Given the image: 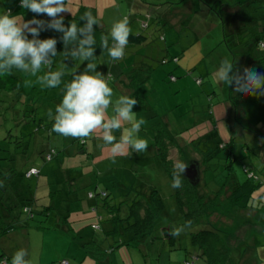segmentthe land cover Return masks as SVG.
Instances as JSON below:
<instances>
[{
  "label": "rangeland",
  "instance_id": "rangeland-1",
  "mask_svg": "<svg viewBox=\"0 0 264 264\" xmlns=\"http://www.w3.org/2000/svg\"><path fill=\"white\" fill-rule=\"evenodd\" d=\"M234 1L241 0H194V4H197L195 7L193 6L192 10L188 7L189 3L192 7L191 2L188 0H144V2L142 0H70L68 4L70 11L75 10L79 5L88 3L96 6L98 14L103 17L106 35L109 34L114 22L127 17L132 32L136 31L135 34H142L147 38L145 44L140 47H126L124 57L114 64L111 63L113 60L109 57L107 50H103L95 58L96 71L105 77L110 73L113 81L109 83V86L114 87L116 86L114 81L117 79L118 68L123 72H127L134 61L140 60L141 56L144 57L146 63L154 69L146 84L140 86V88L143 86L141 90L144 91L147 97L149 102L147 105L152 109L149 112L146 106L140 107L138 112L135 113L137 119L143 118L146 121L140 129L141 139H146L148 144L152 143L153 121L168 126L164 125V128L167 129L165 131L175 141L180 152V154L170 152L169 157L172 159V166L177 160L185 164L191 161L200 162L201 180L196 188L203 189L211 194L217 192L216 195L227 186L229 189L234 181L243 182L247 178L244 165H247L248 162H244L239 158V147L242 144L250 143L249 146L253 148V153H248V158L257 160L255 155L258 154L259 150L256 146L258 141L264 138L260 137L259 140L254 138L251 133L239 129L233 121V114L229 117L227 111H225V117H217L215 122L210 120L212 117L209 114V109L213 107L212 105L223 103V82L218 80L215 72L217 73L223 60V53L225 55L226 52L224 44L219 46L220 44L217 45L215 42L216 37H218V40L222 37L219 28L215 27L213 29L212 23L218 22L217 11L220 10V5H230ZM1 2L0 0V4ZM3 2L9 6L10 11L16 16L21 14L28 20L35 18L47 21L46 15H36L27 9H16V0H4ZM167 8L169 10L174 8L171 12L173 22H167V26L164 27L162 25L155 26L149 22L147 28H139V24L145 21V14L148 11L156 14L158 10H160L159 13H162ZM222 10L224 14V9ZM66 14L67 12L62 13L63 19ZM57 33L55 30L41 31L39 38L57 39ZM159 35H162L163 40L159 38ZM110 41L111 38L109 37V45ZM216 45L220 48L216 49ZM56 47L58 55L52 58L55 71L61 67V60H63V56L59 54L63 51L58 49V44ZM166 47L170 50L169 54L171 56L176 55L178 57L177 62H173L171 57L166 55ZM260 52L264 53V46L260 49ZM56 57L62 59H57L56 62ZM162 60H164V63L161 62ZM87 63V61L76 60L74 62L68 60L66 62L68 67L65 72H83ZM193 67L195 69H191ZM188 68H190L189 71H187ZM48 70V66H43L38 75H42ZM12 72L21 79V87L18 90H0V171H3L2 174L6 175L8 171H22L31 165L38 167L44 165L45 162L42 160L41 154L48 148H54L59 153L58 157H55L50 163H46L47 166H56V163L59 166L62 159H64L63 168L70 171H80V162L77 155L84 154L83 150L79 148L76 139L52 132L53 121L48 118V110L52 109L54 113L55 107L61 102L62 91L59 88H43L36 82V77L17 69H13ZM169 76H174L175 81L170 82L168 80ZM199 78H201L200 84L196 82ZM214 89H216L215 98L212 97ZM113 93L112 100L115 103L120 95L114 89ZM133 111L135 112V110ZM157 111L160 113L158 114ZM149 113L154 120L149 118ZM229 125L232 132H229ZM127 126L125 125V127ZM119 131L121 130L114 132L113 135L118 137ZM262 132H264V128ZM232 136L234 139H232ZM219 144H222L223 148H218ZM67 147H70L69 152ZM88 148L89 139L87 138L86 154L91 153ZM151 148L148 145V149L139 155L129 150L126 154H118L116 159L114 158L112 161L115 165L107 166L102 162L95 163L91 167L89 175L94 180L99 176L101 177L102 181L98 179L99 189L97 191L93 189L94 183L93 185L85 184L83 181L84 176L76 179V186L79 192V194L77 193L78 200L84 198L89 190L92 193L105 191L108 194L107 201L109 203L125 199L128 194H131L130 196L137 194L139 197H146L150 189L156 188L165 204V212L163 211L162 218L155 224L152 233L154 238H147V240H144L145 242L139 243L138 248L132 247L131 250L138 251L134 252L136 256L137 253L140 254L139 249L143 253L150 251L154 255V261L157 262L163 244L168 243V238L165 236L166 229L170 233L173 228L184 225V221L181 220L172 200L173 181L167 177L168 175L163 169L158 167V161L154 159V156H150L152 153ZM229 152L237 156L232 160L231 171L227 167L231 159ZM112 167H117V170L114 171ZM1 180H4V178L2 177ZM111 182L118 184V188L116 189ZM8 183L9 181L5 182L6 186ZM54 196L55 192L50 196L48 194L54 205L59 204L64 208L65 205L60 203L58 198L54 199ZM54 200L57 203H54ZM44 202L48 203L49 200L46 199ZM17 203L18 205L19 203L23 204L24 201H18ZM99 203L98 200L96 211L91 210L93 207H87L81 209L83 212L78 209L80 213L76 212V214L70 216L65 214L66 219L70 222V231L75 233L77 230H83L85 233H93L92 236L97 237L99 242L103 243L102 238H99V236L103 235V230L109 229L110 224L107 223L108 221L97 220V214H101L103 210L99 208ZM73 206H76V202ZM15 212L18 214L19 209L17 208ZM50 212L52 214L49 215L47 220L46 217L40 214L36 215L37 224L45 226L47 230L29 228L27 234L21 232L16 234L12 240H9V242L15 243L12 247L11 257L17 250L24 249L28 245L29 252H31L30 264H59L63 260L82 264L83 254H79L78 251V254L75 252L74 239L68 235L59 236V234H56L59 233L58 228H63L65 216L56 215V209ZM77 214L82 215L83 218H80ZM90 217L91 219H89ZM89 220L99 224L102 227L101 230H93L94 222L89 223ZM210 228L220 230L217 226L211 224V218L208 220L204 217L199 222L190 225L180 236L175 237V250L170 253L165 246L160 256V264H184L183 259L179 260V258L181 254L187 256L184 251L185 246L191 247H189V234ZM54 233L58 235L57 239L59 240L57 243L51 244ZM26 238H28L27 241ZM43 241L44 249L41 245ZM150 241L155 246L150 245L149 249L143 246L148 245ZM48 247H52L54 251H50L47 249ZM191 252L190 254H192ZM170 254L171 258H169ZM145 257L151 260L150 254L146 253ZM134 262L135 264L144 263L142 257L134 259ZM194 263L205 264L200 258L195 260Z\"/></svg>",
  "mask_w": 264,
  "mask_h": 264
},
{
  "label": "trees",
  "instance_id": "trees-1",
  "mask_svg": "<svg viewBox=\"0 0 264 264\" xmlns=\"http://www.w3.org/2000/svg\"><path fill=\"white\" fill-rule=\"evenodd\" d=\"M220 6L218 15L223 24L224 42L231 54L233 67H236V70H242L245 67L253 68L257 72L264 74V53L260 52V49L264 46V0H241L234 1L230 5L221 4ZM16 8H21L20 0H16ZM222 9H224V14ZM6 11H10V9H6ZM86 11H91L93 16L97 18L92 7L79 5L73 14L64 17L65 26L70 25L71 22L76 23L78 26H83L84 21L80 20V17ZM10 12L12 14V11ZM49 19L47 18V21ZM93 35L96 41L94 45L95 58H97L102 52L101 36L106 35V30L99 20L98 26H94ZM61 36L62 33L58 32L57 44L58 49L64 51L63 43L60 40ZM29 37L30 39L32 38L31 36ZM159 38L163 40L162 35H159ZM146 41L147 38L144 35L132 33L129 36V43L126 47H140ZM171 60L173 62L178 61L177 58ZM115 62L112 61L113 64ZM161 62L164 63V60ZM153 69L151 65L144 62L135 65L126 75L124 80L126 87L130 90H136L149 79ZM71 78V73L65 72L62 84L58 88L62 90L63 83L70 81ZM105 78L108 79V83L113 81L110 73ZM168 79L174 80L175 78L174 76H169ZM196 81L201 83V79ZM20 87L21 79L13 72L10 75L0 76V90H18ZM132 97L138 101L136 105L141 104L142 100L136 94ZM228 102L233 110L234 123L239 129L251 133L254 138L259 140L261 139L260 137H264V132H262L264 128H262L264 126V96L242 95L235 92L233 88L228 87ZM154 128L153 146L157 152L156 156L165 168L167 175L173 179L172 159L169 155L171 150L177 145L159 124H156ZM36 130L38 131V129ZM232 139H234L233 136ZM85 142L86 140L76 139V143L84 154H86ZM261 147H264V138L258 141L256 146L258 150L262 149ZM218 148H223V145L219 144ZM250 150L253 153V148L250 147L249 152ZM58 153L56 149L48 148L41 154L42 160L48 163L57 157ZM229 153L231 159L227 167L231 171L232 160L237 156L232 154V152ZM239 158L242 161L244 160V162H248L247 165H244L247 178L243 182H234L231 186L229 185V189L233 188V191L232 189L230 190L229 198L224 205L226 210L232 207H236L239 210L246 205L247 201L254 199V194L259 196V192L256 190L261 185V175L252 164L254 159L248 158V154L244 153L240 154ZM29 167H27L26 171L24 169L25 172L23 170L8 171L6 175H3V171H0V179L4 178V180L0 181V264H5V262L6 264H11L13 246H10L11 250L6 251L2 246V242L4 240L7 241L6 236L12 230L20 228L26 234L29 228L47 230L45 226L37 224L36 215L40 214L46 217L47 220L51 206H36L34 204L31 197L30 183L27 181L32 177H38L40 170ZM31 170L36 173L28 174ZM181 180L182 186L175 188L174 196L178 204L180 218L184 221V224L190 222V225H193L204 217L210 220L212 217L224 215V209H221V213H219V206L222 202L221 194L225 192L228 186L223 188L218 195L215 194L217 192H213L214 194L210 196L203 189L196 188L199 182L196 186H193L183 176H181ZM6 181H9L7 186L5 184ZM107 196L108 194L105 191H100L99 193L90 192L88 194L89 199L98 197L97 201H100V206L104 210H102L101 214H97V220L108 221L107 223L110 224V229L103 230L105 235L108 236V240H110L109 248L106 249L107 254L112 253L119 246L138 247L139 243L144 242L147 238H154L152 233L155 224L165 210L164 202L156 188L150 189L146 197H137V194H132L131 198L126 197L114 203H109ZM18 201H24V203H19L18 205ZM17 208L19 209L18 214L15 212ZM95 209H97V206L93 208L94 211H96ZM93 228L101 229L102 227L96 223ZM220 232V230L212 228L191 232L189 234L190 244L198 253L195 256H189L190 252L184 249L185 254L189 257L184 260V264H192L193 258H200L208 264H224L226 261L234 260V256H231V251L223 244ZM165 236L168 238L169 246L175 249V237L171 236L167 229ZM27 240L28 238H26ZM89 244L92 243L87 242L84 245L88 247ZM65 262L69 264L65 260L59 264H64Z\"/></svg>",
  "mask_w": 264,
  "mask_h": 264
},
{
  "label": "clouds",
  "instance_id": "clouds-1",
  "mask_svg": "<svg viewBox=\"0 0 264 264\" xmlns=\"http://www.w3.org/2000/svg\"><path fill=\"white\" fill-rule=\"evenodd\" d=\"M69 3L70 0H20L22 9L36 15H46L50 18L48 21L35 18L25 21L23 17L12 15L10 11L0 13V76L10 75L13 69H17L36 77V82L43 88H58L68 67L65 60L87 61L83 72L71 73V80L63 83L62 100L55 107V112L48 110V118L53 121L51 131L81 141L98 132V138L103 141L104 146L110 148L113 158L118 154H126L128 149L135 153L146 151L147 140L138 137L141 126L146 121L143 118L137 119L133 111L138 101L127 95H120L113 104L114 93L108 79L96 71V41L93 33L94 26H98L97 18L91 11H86L80 17L84 21L83 26L73 22L65 26L62 13H71ZM46 30L62 33L60 40L64 51L59 54L63 56V61L56 71L51 70V65L52 58L58 55L57 39L39 38L41 31ZM131 34L129 21L124 17L112 24L108 35L101 36V49L107 50L111 60L119 61L125 55ZM43 66H48L49 70L38 75ZM216 76L237 93L264 96V74L253 68L236 70L228 59H223ZM110 107L113 115L108 114ZM118 130L122 131L117 141L113 133ZM186 167L187 164L182 161L174 162L173 188L182 186L181 176ZM189 227L190 222H187L173 228L169 234L178 237ZM27 255L25 249L17 250L11 257V264H30L26 259Z\"/></svg>",
  "mask_w": 264,
  "mask_h": 264
},
{
  "label": "crops",
  "instance_id": "crops-1",
  "mask_svg": "<svg viewBox=\"0 0 264 264\" xmlns=\"http://www.w3.org/2000/svg\"><path fill=\"white\" fill-rule=\"evenodd\" d=\"M1 1L2 2L0 4V13H4L6 11V9H10V8H9V6H7L6 3L3 2L4 0H1ZM142 1L144 2V0H142ZM178 1H186V0H178ZM188 1L191 2V4H192V7H190V3L188 5V7L192 10L193 6L195 7L197 3L194 4V0H188ZM12 4H13V2H12ZM85 5L90 6L94 9L95 15L97 16L100 24L104 27L103 17L98 14V10H97L96 6H94L93 4H89V3L85 4ZM153 6H156V5H153ZM76 9H77V7L75 8V10H72L71 13L67 12L66 15L73 14L76 11ZM165 10H163L162 13H159L160 10H158L156 14L148 11L145 14L146 15L145 21H143L141 24H139V28L140 29L147 28L149 22L153 23L155 26L162 25L163 27L167 26V24H166L167 22H173V15L171 14V12H172V10H174V8L172 10L171 9L169 10V8H167ZM219 13L220 12L217 11V15ZM17 16L20 18L23 17V15H21V14H18ZM218 17H220V16L218 15ZM47 18H49V17H47ZM23 19L25 21L28 20V19H25L24 17H23ZM212 25L214 26L213 29H215V27H216V28H219V30L221 31V37L222 38H220V40H218V37H216L215 42L217 43V45L220 44L219 46H221V44H224V46L226 48V52H225V55L223 53V59H228L229 62L231 63L232 57H231V54L228 51L226 44L224 42L223 24L221 23V19L219 18L218 22L215 21L214 23H212ZM135 33H136V31L133 34H135ZM217 45H216V47H217ZM218 48H220V47H217L216 49H218ZM169 52H170V50L167 49V47H166L165 48L166 55H169V57H171V59H173V58L178 59V57L176 55L171 56L169 54ZM57 59L61 60L62 58L56 57V62H57ZM61 61H63V60H61ZM64 62L66 63V62H68V60H65ZM142 62L146 63V60L144 59V57L141 56L140 60L133 62L131 68L135 67V65L140 64ZM105 64H106V62H105ZM52 66H51V70L55 71V67L54 66L52 67ZM103 66H104V64H103ZM182 67H184V66H182ZM131 68H129V70H127V72H123V71H121L120 68H118V74L116 76L117 79L114 81V82H116V86H114L112 88L117 93H119V95H127L129 97H132L134 94H136L142 100L141 104L134 106L133 110H135V113L138 112V109L140 107H145V106H146L147 111L150 112L152 109L147 105V103H149V102L147 100L146 95L144 94V91H142L141 89L143 88L144 84H146V82L150 79L151 76L149 77V79L145 83L142 84L143 86L141 88L139 86L136 90H130L126 87L124 80L126 78L127 73L131 70ZM189 69L190 68H188L187 71H189ZM191 69H195V67H193ZM218 69H219V67H218ZM188 73H190V72H188ZM215 74H216V72H215ZM199 79H201V78H199ZM169 81L173 82V81H175V79L169 80ZM222 85H223L222 90L224 92V96H222L223 103L218 104V105H215V103H214V105H212L213 107H211L209 109V111H210L209 114L212 117V119H210V120H212L213 122H215V119L217 117H220V116L222 118L225 117V111H227L229 117L231 116V114H233V110H232V108L228 102V85L225 83H223ZM212 94H213L212 97L215 98L216 89H214ZM157 113L159 114L160 112L157 111ZM108 114L109 115L114 114L112 107H110L108 109ZM149 118L153 119V116L150 114ZM222 118H220V119H222ZM233 118H234V116H233ZM233 121H234V119H233ZM156 124H159L164 130H167L164 128L165 124H163L161 122L153 121V123H152L153 130L151 132L152 137H154V133H155L154 127ZM212 124H214V123H212ZM167 125H168V123H167ZM166 127H168V126H166ZM263 127L264 126H262V128ZM228 128H229V132L230 131L232 132L230 125L228 126ZM121 131H119V136L116 137L117 141L120 139ZM140 133H141V130L138 133L139 138L142 137L140 135ZM98 137H99V133L96 132V133H93L90 138H88L89 139L88 150L91 153L77 155L79 158V162H80V166H79L80 171H73V170L70 171V170H66V168H63L64 159H62L61 163L59 162L60 163L59 166H58V163H56V166L55 165L47 166L46 163L40 167H38L36 165L30 166V167H34V168H37L40 170L39 171L40 174L38 177H32L29 181H27L30 183V188L32 190L31 197H32L34 204L36 206L39 205L38 203L45 204L48 206H52L51 210L56 209V215L61 214V216L63 217V215L65 216V214L70 216L71 214H76V212L80 213L78 211V209H80V211H81V209H85L87 207H91V208L93 207L94 208L95 205L98 204L97 199H94V198L89 199L88 198V194L91 192V190L88 191L87 195H85L84 198L78 200L77 193L79 194V192H78V188L76 186V179L84 176L83 181L85 182V184L86 185H93V183H94L95 185H94L93 189H95L97 191V189H99L98 179H100L101 181H102V179L99 176V177L95 178V180H94L93 177L91 175H89V173L91 171V167L93 165H95V163L99 164V162L105 163V164H107V166L115 165L112 163V161L114 158L116 159V156L113 158V156L110 152V148L108 146H104L103 141L101 139H99ZM86 141H87V139H86ZM85 145H86V142H85ZM148 145H149V147L150 146L152 147L151 148L152 153L150 154V156H154V159L158 161V164H157L158 167L163 169V171L166 173L165 168L162 166L161 162L159 161V158L156 156L157 152L153 146V140H152V143L150 142ZM249 145H250V143L242 144V146L239 147L240 148V154L251 153V152H249V149H250ZM69 148L70 147H67L68 152H69ZM261 148L262 149H259L258 154L255 155L257 157V160L254 159V162L252 163L256 167L258 173H260V175H261V185L259 186L258 190H256L259 192V196L258 195L256 196L254 194V196H255L254 199H251V201H249V202L247 201L246 205L242 206L243 208H240L239 210L236 209V207H234V208L232 207L231 209L226 210L224 205L226 204V202L229 198V192H231L230 190L232 189V191H233V188H231V189L227 188L225 190V192H223V194H221L222 202H221V205L219 206V213H221L220 212L221 209H224V215L223 216H215V217L211 218V220H212L211 224H213L214 226H217L221 231L220 235L223 239L222 240L223 244L226 246V248L228 250L231 251V256H234V260L226 261L224 264H264V200H263L264 199V147H261ZM128 150L130 152H132L131 149H128ZM171 151H173L175 154H180L177 147L173 148ZM133 153L137 154V155L140 154V153H135V152H133ZM50 162H48V163H50ZM112 168L114 169V171L117 170V167H112ZM26 169L27 168H25V171H26ZM199 171H201L200 167H199ZM166 175H167V173H166ZM167 177L170 178L169 176H167ZM200 177H201V172H200ZM170 180L173 181V179H171V178H170ZM200 180L201 179L199 178V182H200ZM234 182H237V181H234ZM234 182L232 184H234ZM111 183L116 189L118 188V184H115V182H111ZM53 192H55L54 199L58 198V200H60V203H63L65 205L64 208L62 206H59V204H57V206H56L52 203L53 201L50 200V198L48 197V194L50 196ZM174 192H175V188L172 187V189H171L172 200H173L175 208L177 209L178 214H179L178 204H177L176 198L174 196ZM137 193H139V192H137ZM207 194L208 195L210 194V196H211V193L208 192ZM130 195L131 194H129L128 196L126 195V197L131 198L132 196H130ZM40 197H42L43 200ZM137 197H139V196H137ZM46 199L49 200L48 203L44 202ZM75 202H76V206H73V204ZM54 203H57V202L54 200ZM39 206H44V205H39ZM93 208L91 210H93ZM99 208H101V206ZM75 209H77V210H75ZM81 212H83V211H81ZM164 212H165V210H164ZM51 214L52 213L49 212V215H51ZM77 215L80 218H83L82 215H80V214H77ZM160 218H162V217H160ZM89 219H91V217ZM91 222H94V221L89 220V223H91ZM69 223L70 222H68V220L66 219V216H65L64 226H63V228H58L59 233H56V234H59V236L68 235L72 239H74V243H75L74 246L76 248L75 252L77 254H78V252H79V254H83L82 264H135L134 259L141 258V257L143 258V261H144V263H141V264H160V256L162 255V252H163L165 246L167 247V251L170 253L172 252V250L176 249V248L172 249L171 246H169V242L166 245L164 243L163 249L161 250V253H159L160 254L159 261L157 259V262L154 261V255L151 254L150 251H146L144 248H143L144 251H146V253L151 255V260L147 259L145 257L146 253L141 252L140 249H139L140 254L137 253V256H136L134 252H138V251H136V250L132 251L131 250L132 247H127V246L117 247L112 253L107 254L106 249L109 248L108 246L110 244H109V240L107 238L108 236H106L103 231H102V234L104 236L103 235L99 236V238H102V241H103V243H102V242H99V239L97 237L92 236L93 233H91V234L85 233V232H83V230L82 231L77 230L75 233L73 231L71 232L70 231L71 228H70ZM94 224H96V222H94ZM221 226H222V228H221ZM92 229L93 230H101V229H94L93 226H92ZM109 229H110V227H109ZM21 232L24 233V231L22 229L15 228L14 230H12V232H10L8 234V236H6L7 241L4 240L2 242V246L6 251L11 250L10 246L14 245V243L9 242V240H12L16 234L21 233ZM56 234L55 233L53 234L51 244L57 243V241L59 240V239H57L58 235H56ZM77 239H78V241H77ZM87 242H90L92 244H89V246L87 247L84 245ZM41 245H42V249H44V241H43V244H41ZM150 245L155 246L152 241H150L148 243V245L145 244L143 246H145L147 249H149ZM189 247L190 248L185 246V249H187L189 252L192 251L191 252L192 254H189V256H193V255L195 256V254L198 253L197 250H195V248L191 244L189 245ZM24 249L28 253L26 259L30 260L31 252H29L28 245H26V247ZM47 249H49L50 251H54L52 249V247H48ZM169 258H171V254L169 255ZM181 259H183V262H184V260L188 259V256L181 254L179 260H181ZM195 260H197V259H195V258L192 259V264L194 263ZM153 262H155V263H153ZM68 263L69 264H75L74 262L70 263L69 261H68ZM196 264H198V263H196ZM205 264H208V263L205 262Z\"/></svg>",
  "mask_w": 264,
  "mask_h": 264
},
{
  "label": "water",
  "instance_id": "water-1",
  "mask_svg": "<svg viewBox=\"0 0 264 264\" xmlns=\"http://www.w3.org/2000/svg\"><path fill=\"white\" fill-rule=\"evenodd\" d=\"M183 177L189 184L196 186L199 182V163L197 161H191L187 164Z\"/></svg>",
  "mask_w": 264,
  "mask_h": 264
},
{
  "label": "built area",
  "instance_id": "built-area-1",
  "mask_svg": "<svg viewBox=\"0 0 264 264\" xmlns=\"http://www.w3.org/2000/svg\"><path fill=\"white\" fill-rule=\"evenodd\" d=\"M171 79H173L172 77H171ZM34 174V173H36L34 170H31V171H29V173L28 174ZM64 264H66V262L64 263Z\"/></svg>",
  "mask_w": 264,
  "mask_h": 264
}]
</instances>
